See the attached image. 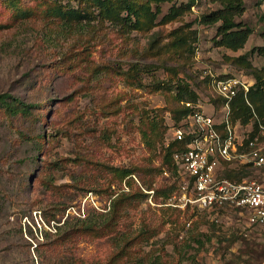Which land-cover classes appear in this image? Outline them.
Here are the masks:
<instances>
[{"label": "rangeland", "instance_id": "rangeland-1", "mask_svg": "<svg viewBox=\"0 0 264 264\" xmlns=\"http://www.w3.org/2000/svg\"><path fill=\"white\" fill-rule=\"evenodd\" d=\"M90 1L20 0L16 8L9 0H0V92L10 91L41 105L35 108L40 114L45 102L53 101L47 102L38 121L29 117L18 118L13 124L10 119L2 122L0 111V165L5 164L7 153L11 156L5 167L9 172L0 174V189L12 196L7 202L11 204L9 220L0 223L10 229L22 223L23 236L11 241L27 244L1 254L0 264H60L63 255L75 264H107L129 240V255L121 264H264V225L251 224L247 211L192 207L173 211L162 207V197L157 204L147 200L129 209L120 220L118 234L79 238L65 253L67 245L62 241L49 245L41 237L55 220L59 225L67 217L77 221L74 217L79 215L73 209L67 215L70 206L80 217L90 216L96 223L109 217L118 195L112 194V189L122 185L107 169L100 172L97 166L86 164L88 159L114 167H160L162 145L153 155L139 130V112L164 108L168 101L164 91L151 86L169 77L165 57L149 51L154 39L159 37L164 43L172 30L182 26L196 32L192 56L180 77L189 81L210 114H214L209 102L213 90L204 80L206 71L235 75L253 85L255 78L245 63L232 60L242 55L246 62L264 70V54L257 50L264 47V1L245 0L246 12L237 21L250 26L253 33L238 51L214 46L219 23H202V15L219 7L212 0H195L190 10L167 23L162 19L171 6L189 0L153 4L159 10L158 24L148 33L126 32L110 21L100 22L99 8L90 6ZM84 5L90 11L88 17L78 19L69 13ZM165 63L174 65L170 60ZM132 65L141 67L142 85L131 78L127 81L123 74ZM176 92L174 88L171 93ZM165 121L163 145L167 146L174 139L176 122L169 111ZM18 130L31 139L44 135L45 144L44 140H25ZM35 155L38 159L33 160ZM250 170L251 178L262 180L258 170ZM32 173L35 176L28 188ZM153 180L156 187L174 182L169 173L158 171ZM48 182L67 186L59 192ZM146 229H150L147 239L139 237ZM58 237L52 234L48 243Z\"/></svg>", "mask_w": 264, "mask_h": 264}, {"label": "trees", "instance_id": "trees-1", "mask_svg": "<svg viewBox=\"0 0 264 264\" xmlns=\"http://www.w3.org/2000/svg\"><path fill=\"white\" fill-rule=\"evenodd\" d=\"M19 1L20 0H9V4L17 8ZM174 1L175 0H93V3L90 1L88 4H90V6L97 5V8H99L98 15L100 22L101 19L104 21H110L114 26L120 27L126 32L137 30L142 31L143 33H148L158 24L157 18L159 10H155L153 4L158 5L160 3H172ZM262 1L264 0H260V2ZM212 2L219 4V7L202 15L201 21L206 25H215L219 23L216 35L213 38L214 46L228 48L233 51L240 50L245 46L250 35L253 33V29L250 26L242 21H237V18L243 16L246 12L245 0H212ZM194 3L195 0H189L186 4L180 6H177L176 4L172 5L168 14L162 19V22L167 23L175 20L185 11L190 10ZM85 6L86 5H84L83 8L79 6L77 9H72L69 13L76 16L78 19L80 17H88L87 15L90 14V11H88ZM167 38L168 40L164 43H160L159 37L154 39L150 43L149 48V51L153 56H164L165 62H167V60L174 62V65L169 67H167L164 62V66L168 71V79L155 81L153 85H151L153 90H161L168 95L167 106L157 109H142V111L139 112V130L148 151L153 155H156L159 145H162V151L160 152V167L154 169L147 166L114 167L88 159L86 164L89 166H97L99 168L98 171L100 172L107 169V171L115 176L120 185H122L118 189H112V194L118 193V195L116 199L113 200L111 210L109 214H107L109 217L105 216L102 223H96V221L90 218V216L84 218L80 216L74 217L77 219L75 222H71L70 220L73 217H67L61 225H59L60 221L55 220L57 222L54 227L56 231L44 229V232L42 233L41 237L47 240L46 244H54L56 240L62 241L67 245L64 250L65 253L66 249L75 247V243L79 238H101L118 234L119 223L122 217L126 215V212L129 209L137 208L139 205L147 201L151 195L149 191L152 190L154 191V202L162 197L164 200V206L162 207H166V209H171L173 211L178 209L177 207L165 204L179 188L181 178L179 174V166L174 160V153L183 149L184 144L177 139H173L167 146L163 145L165 134L167 132L165 114L169 111L172 114L176 125H179L190 112V108L187 107L184 102H197L199 99V94L192 88L189 81L180 77V74L186 70L187 64L192 56V47L193 43L197 41V34L195 31L186 30L185 27L182 26L172 30L167 35ZM257 50L260 54H264V47H258ZM232 60L241 64L245 63L248 72L255 78V83L250 87L247 98L259 119L264 122V70L258 69L251 63L246 62L243 55L235 57ZM140 70L141 67L138 65H132L131 69L123 74H125L127 81H130L129 79L131 78L133 82L142 85V80L139 77ZM228 76L230 75H221V77ZM174 88L177 91L175 95L171 93ZM47 102L53 103V101L51 102V100H47L44 107L41 109L44 111L40 114L41 111L36 112L35 108H38L41 105L27 102L10 91H2L0 92V111L2 112L1 121L5 122V120L10 119L13 124L14 120L18 118L29 117H32L34 121H38L43 118ZM216 102H219V100ZM233 112L234 120L240 119L244 124H248L251 121L253 117L252 107L248 104L243 93H240L234 100ZM254 125L255 132L252 133L251 138H253L258 131V121H255ZM18 131L25 140H44L45 144L46 137H44V135H36L35 138L32 137L33 139H31V137L23 130ZM41 150H43V148L39 150L40 153ZM36 159H38L37 155L33 157V160ZM10 161L11 156L7 153L5 164L3 166L0 165V174L5 175V173L9 172V169H5V167L9 166L8 164ZM250 169L251 168L246 166L239 168H226L224 174L230 179L240 181L244 177L249 176L251 173ZM155 171L169 173L170 177L174 178V182L169 185L156 187L155 180H153V173ZM133 175L137 176L142 185L137 183ZM34 176V173H32L31 178L27 183L28 188L30 187L31 180ZM48 184L52 186L53 190L59 192H63L62 188L67 186H56L50 182H48ZM112 185L113 183L109 188H111ZM126 186H128V190L126 189ZM11 198L10 191L0 189V214H2L0 220L5 218H8L9 220L11 204H7V202L8 200L10 201ZM219 211L223 210L221 209ZM51 216L55 217L56 215L52 213ZM149 233L150 229H146L140 233L139 237L147 239V236H149L147 234ZM52 234L58 235L59 237L55 239V241L48 243L49 236ZM15 236H23L22 223L16 225L14 229L4 228L0 223V244L2 245L0 247V256L1 254H10L14 248L22 247L23 245V247H27V244L21 245L11 241ZM130 243V240L127 241L107 264H121L125 257L129 255ZM37 246L38 244L36 247ZM27 249L29 251V247L26 248V250ZM59 260L60 264H75L73 260H70V257H67L66 255H63Z\"/></svg>", "mask_w": 264, "mask_h": 264}, {"label": "built area", "instance_id": "built-area-1", "mask_svg": "<svg viewBox=\"0 0 264 264\" xmlns=\"http://www.w3.org/2000/svg\"><path fill=\"white\" fill-rule=\"evenodd\" d=\"M204 79L213 90V100L219 102L209 99L214 114L204 111L200 99L184 102L190 112L174 126L173 133L174 139L184 144L183 149L174 153L181 179L178 190L166 204L181 209L247 211L251 224L264 225V122L247 98L252 84L248 79L235 75L221 77L210 70L206 71ZM240 93L252 107L253 117L248 124L234 120L233 102ZM255 121H258V131L251 138ZM242 166L258 170L262 180L247 176L239 181L225 176L226 168ZM133 177L141 184L135 175ZM149 193L148 200L154 204V191ZM72 209L81 216L74 206L69 207L67 215ZM38 214L42 219L41 213L35 211V215ZM37 223L41 226L38 219ZM55 224L56 221L48 225V229L56 231Z\"/></svg>", "mask_w": 264, "mask_h": 264}]
</instances>
